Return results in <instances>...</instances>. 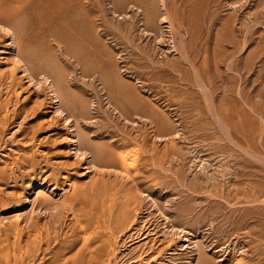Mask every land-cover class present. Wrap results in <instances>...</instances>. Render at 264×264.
Segmentation results:
<instances>
[{"label": "rangeland", "instance_id": "rangeland-1", "mask_svg": "<svg viewBox=\"0 0 264 264\" xmlns=\"http://www.w3.org/2000/svg\"><path fill=\"white\" fill-rule=\"evenodd\" d=\"M159 1L0 0V264H264V0Z\"/></svg>", "mask_w": 264, "mask_h": 264}, {"label": "bare ground", "instance_id": "bare-ground-1", "mask_svg": "<svg viewBox=\"0 0 264 264\" xmlns=\"http://www.w3.org/2000/svg\"><path fill=\"white\" fill-rule=\"evenodd\" d=\"M159 7H160V9H159V11H160V14H163V16L165 17V15L167 14V13H165V6H164V1L163 0H160L159 2ZM1 15V14H0ZM161 16V15H160ZM5 17V16H4ZM162 17V16H161ZM158 19V18H157ZM156 21H158V20H156ZM152 22V21H151ZM154 22V21H153ZM153 22H152V24H153ZM159 22V21H158ZM163 22H164V20H163ZM6 24V23H5ZM2 21H1V23H0V31L1 32H3L7 37L6 38H8L10 41H9V48H10V51L12 52V55H11V57L13 56V58L16 60L15 62L16 63H18L20 66L19 67H22V71H23V73L25 74L24 76H26V78H27V80L29 81V80H33L32 79V76H31V74L29 73V71H28V68H27V66H26V63L24 62V60L21 58V56L19 55V54H17L16 53V50H17V40H16V36H15V33L9 28V27H7V25H5ZM150 25V24H149ZM81 77V76H80ZM33 81H36L35 79L33 80ZM39 83H44L46 86H47V88H48V91H49V94H50V96L52 97V99H53V103H54V107H53V113H56V115L58 114V115H61V116H63L62 117V121L64 120V122L66 123V125H69V132H70V144H71V146L73 147V154L76 156V157H83V159L82 160H86V162H87V166H88V168H96L95 167V164H94V160H95V157H96V154H97V152H95L94 150L91 152L90 150V152L88 151V152H86L84 149H83V147H82V143H81V136L79 135V131H78V129H77V122L76 123H74L73 121H71L70 120V118L64 113V109H63V104H61V102H60V100H61V97H60V95H59V93H58V90H57V86H56V83L53 81V79H51L47 74H45V73H41V76H40V78H39ZM43 84V85H44ZM45 86V87H46ZM59 98H60V100H59ZM108 99V98H107ZM64 100V99H63ZM60 102V103H59ZM92 103V102H91ZM63 105V106H62ZM110 105V104H109ZM65 108V107H64ZM113 108V107H112ZM144 114V113H143ZM142 113H141V115H143ZM154 114V113H153ZM144 115H146V114H144ZM152 115V114H151ZM151 115H149V116H151ZM156 115V114H155ZM144 117H147V116H144ZM154 117H156V116H154ZM153 116H152V121H154V118ZM64 118V119H63ZM143 118V117H142ZM140 119V118H139ZM144 119H146V118H144ZM148 119V118H147ZM150 120H151V118H149ZM166 120V119H165ZM164 121V120H163ZM160 122V121H159ZM150 123V122H149ZM161 123V122H160ZM167 123V122H166ZM153 124H155V123H153ZM156 125V124H155ZM154 125V126H155ZM169 125V124H168ZM161 126V125H160ZM164 126V125H163ZM157 128H159V127H157ZM155 129H156V126H155ZM154 129V130H155ZM165 129V128H164ZM160 130H161V128H160ZM159 132V131H158ZM157 132V133H158ZM164 133V132H163ZM161 134V133H160ZM159 134V135H160ZM158 135V134H157ZM162 135V134H161ZM163 136H164V134H163ZM102 168V167H101ZM40 188L42 189L43 188V186L42 185H40ZM44 190V189H43ZM36 194H38V192H36ZM47 194V193H46ZM40 195V194H39ZM37 197V196H36ZM38 198H39V196H38ZM42 199V198H41ZM44 199V198H43ZM46 199V198H45ZM44 199V200H45ZM51 199V198H50ZM39 200H40V198H39ZM37 201V202H41L39 205L36 203V208L38 209V211H39V208H40V206L42 205V209H43V211L45 210V211H47V214L46 215H48V214H50L51 216H55V218H57V216L59 217L60 216V213H59V215H58V212H59V209H58V207H60V206H62V205H60V204H58V205H60V206H55V207H51V206H49L48 204V202H47V199L45 200L46 201V205H45V203H44V200H40V201ZM44 204H43V203ZM48 203V204H47ZM58 203H59V201H58ZM32 204H34V202H33V200H32ZM51 204V203H50ZM53 204H54V202H53ZM55 205V204H54ZM33 206V205H32ZM31 206V207H32ZM39 207V208H38ZM33 211V210H32ZM35 211V210H34ZM37 211V210H36ZM42 211V210H41ZM62 210H60V212H61ZM110 213V212H109ZM130 213V212H129ZM108 214V213H107ZM94 215V214H93ZM28 216H29V214H28ZM28 216H27V218H28ZM95 216V215H94ZM109 216V215H108ZM115 216V215H114ZM23 217V216H22ZM104 217H105V215H104ZM109 218V217H108ZM113 218V217H112ZM54 219V218H53ZM115 220V219H114ZM25 221V220H24ZM54 221V220H53ZM55 221H56V219H55ZM102 222V221H101ZM109 222V221H108ZM112 222H113V220H112ZM25 223V222H24ZM27 223V222H26ZM56 223V222H55ZM18 224V223H17ZM53 224V223H52ZM109 224V223H108ZM102 225V224H101ZM112 225H113V223H112ZM123 226V225H122ZM14 229H15V227H14ZM109 229V228H108ZM110 229H111V227H110ZM112 230H113V228H112ZM23 243V242H22ZM26 243V242H25ZM28 243V242H27ZM55 244V243H54ZM27 250V249H26ZM61 250V249H60ZM99 250V249H98ZM58 253V252H57ZM24 254V253H23ZM28 254H29V252H28ZM29 256V255H28ZM94 260V259H93ZM4 262V261H3ZM73 262H74V259H73V261H72V264H73ZM99 263V262H98Z\"/></svg>", "mask_w": 264, "mask_h": 264}]
</instances>
